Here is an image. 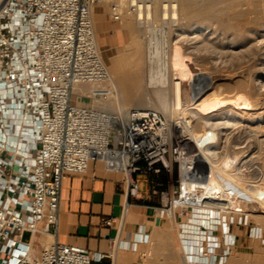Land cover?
<instances>
[{
  "label": "built area",
  "instance_id": "obj_1",
  "mask_svg": "<svg viewBox=\"0 0 264 264\" xmlns=\"http://www.w3.org/2000/svg\"><path fill=\"white\" fill-rule=\"evenodd\" d=\"M100 1L0 0V264L101 261L58 241L38 254L33 248L38 235L59 233L65 177L86 173L91 162L123 173L135 197L138 174L172 172L174 159L178 185L161 190L156 213L178 218L191 206L184 196L191 181L183 179V156L163 116L125 107L112 83L93 18ZM126 2L111 4L113 19L138 14L152 0Z\"/></svg>",
  "mask_w": 264,
  "mask_h": 264
},
{
  "label": "bare ground",
  "instance_id": "obj_2",
  "mask_svg": "<svg viewBox=\"0 0 264 264\" xmlns=\"http://www.w3.org/2000/svg\"><path fill=\"white\" fill-rule=\"evenodd\" d=\"M109 1L101 0L94 6L93 18L96 6L106 5ZM136 15L140 27L143 19L148 22L149 19L167 20L168 26H153L146 22V32L149 33L148 40L145 41L146 48L141 49V40L133 37L134 49L128 56L124 53L125 55L112 59V83L116 86L115 82H119L127 98L136 94L135 91L145 92L152 88L157 100L155 105L174 117L176 133L184 137L186 143L191 142V147L195 148L194 159L190 161L187 157V148L190 146L187 143L181 147L183 179L191 181L188 194L184 196L192 207V216L183 224V231L180 232L181 238L186 233L189 235L182 242L183 264H204L202 259H207V264H211L212 260L215 261L213 264H242L239 250L231 252L239 245L238 239L243 237L240 233L242 229L234 230L230 221L232 213L235 221H238L240 215L244 217L248 210L245 209V204L234 199L242 196L245 203L258 200L264 204V197L260 198L258 192L247 190L235 177L237 175L221 170L218 158L221 153L220 144L229 141L233 130L248 127L252 132L254 130L259 133V137L264 135V130H260L264 128L258 130L254 127L256 120L264 121V0H152ZM131 22L127 18L123 25L133 35ZM179 49L182 55L175 56L174 53ZM128 63L132 65L129 69ZM179 64L192 71L193 80L188 85L190 103L184 101L182 87L185 77L179 74ZM202 65H208L207 68L210 66L216 72H206L203 69L206 67L202 68ZM223 86L226 88L222 89ZM216 89L220 92L216 93ZM215 93L218 95L217 100L213 104H207ZM171 116L169 115L170 118ZM163 119L173 139L171 128L166 119ZM231 143L234 148L240 144L238 139ZM219 169L222 180H219ZM206 210L209 211L208 216L201 217L200 214L206 213ZM249 217L250 214L248 224ZM171 221L174 222V227L179 226L176 216L172 215ZM224 227L225 230L228 227L229 231L225 232ZM202 229L206 231V238L202 237ZM217 230L222 231V248L229 249V256L224 254L216 258V253L210 254L205 248L208 242L219 240L212 239ZM230 240L233 245L229 246ZM194 241H200L198 248ZM216 248L218 247L215 246V252L218 251ZM257 264H264V259Z\"/></svg>",
  "mask_w": 264,
  "mask_h": 264
},
{
  "label": "crops",
  "instance_id": "obj_3",
  "mask_svg": "<svg viewBox=\"0 0 264 264\" xmlns=\"http://www.w3.org/2000/svg\"><path fill=\"white\" fill-rule=\"evenodd\" d=\"M109 3L96 6L94 24L99 45L111 51L126 44L130 36L124 21L113 19ZM138 178L139 194L134 197L128 192L125 175L107 171L101 161L91 162L84 174L67 175L63 181L59 233L38 235L34 252L38 254L44 246L58 241L103 255L94 264H139L152 236L169 224V219L159 217L156 207L161 203V190L170 186L165 172L138 174ZM149 179L154 181L153 186ZM142 236H148V241L139 240Z\"/></svg>",
  "mask_w": 264,
  "mask_h": 264
},
{
  "label": "rangeland",
  "instance_id": "obj_4",
  "mask_svg": "<svg viewBox=\"0 0 264 264\" xmlns=\"http://www.w3.org/2000/svg\"><path fill=\"white\" fill-rule=\"evenodd\" d=\"M119 1L120 0H118V1L117 0H110V3H109L110 11H111V4L113 2H118L123 7L126 6V4H127L126 0H123V1H125L124 3L123 2L120 3ZM124 4H125V6H124ZM127 18L131 19V21H132L131 23L133 24L134 29H133V35L129 34V36H130L129 41L126 44H123V45L119 46L118 48H115L111 51L109 49L104 48L101 45H99L100 49H101V53L103 55V59L106 62L109 70H110V67L112 65V59H114L116 57H120V56L125 55V54L128 56V53H130L132 51V49H134V45H135V38H133L134 36H136V39H139V41L141 40V42H140L141 45L139 44L140 48L141 49L146 48L145 45L147 44V42H145V41L148 40V35H149V33L146 32L148 23L150 25H153V26H160V25L165 26V27L168 26V23L166 22L167 20H165V21H160V20L154 21L153 19H149V22H148V20H146V19H143V20L141 19L143 21V23L140 24L141 25V27H140L139 21H137L136 13H126L124 15L122 21H126ZM146 22H147V24H146ZM135 30H136V32H135ZM137 36H139V37H137ZM128 45H129V47H128ZM127 48H128V50H127ZM179 50H178L179 52L176 51V53H174L175 56L182 55L181 49H179ZM174 60H175V62H177L176 57H174ZM129 66H132V65H130V63H128L127 69L130 68ZM180 66H182V65H180ZM180 66H179V69H180L179 74L181 76H183V78L185 77L184 78L185 79L184 85L182 87L184 101H185V103H190L191 102V94H190V90H189L190 86H188V85H189V81L191 82V80H193L192 71L185 69L183 66L180 68ZM207 66L202 65L201 67L207 68ZM206 68H203L206 72H209V71H210V73L216 72L210 66L207 68L208 70ZM110 72H111V70H110ZM112 74H113V72H112ZM115 83H116L115 87L117 89L120 100L125 107H136V108H140V109L152 108V109L160 112L163 115V117L166 119V123L169 126V128H171V131H172L173 136H174V138H173L174 146L178 145L179 150L182 154L181 147L185 146L188 143V146H190L189 147L190 149L187 148L188 149V153H187L188 156L187 157H189L190 161L192 159H194L195 148L191 147L192 146L191 142L186 143V141L184 140V137L182 138L176 133V122H175L174 117L171 116V114H169L168 112H163L162 110H160L158 108V106H156L157 100L155 98V94H154V91L152 88H149L148 89L149 91H145V92L143 90H141L139 92L135 91L134 93H136V94L132 95L131 98H127L125 96V93L123 92V88L121 87L119 82H118V84H117V82H115ZM225 88H226L225 86L222 87V89H225ZM76 92H79V90H77ZM215 92L219 93L220 91L218 89H216ZM216 93L210 97L211 99H209L207 101V104H213V102L217 100L218 95ZM142 96H143V98H142ZM133 97H134V100H133ZM140 97L142 98L141 101L139 100ZM135 100H137V101H135ZM83 101L89 102V99L83 98ZM132 102H134V103H132ZM169 115L171 116V118H173L172 120H170L171 118L169 117ZM175 117H176V115H175ZM263 126H264V121L256 120V125L254 127H257V129L259 130L260 128H264ZM260 130H264V129H260ZM173 131H175V132H173ZM233 131L234 132L229 136V141L227 140L226 142H223L220 144L221 148L219 149V151L221 153H219L220 159L218 158L219 167L224 172L230 173L232 175H234V174L237 175V176H235V175L234 176L236 178H238L244 184V186L247 190L258 192L259 197L262 198V197H264V158H263L264 157V140H263L264 135L259 137L258 136L259 133L257 134L254 130L252 132V130L249 129L248 127H245V128L242 127L239 130L236 129ZM174 134H177V135H174ZM260 134H262V132H260ZM181 139H183L184 142H183V140L181 141ZM235 139H238V141L240 142V144L238 145L239 147H237V148H234L233 144L231 143ZM247 149H248V151H247ZM260 150H261V152H260ZM258 155H260V156L258 157ZM172 156H173V158H176L177 154H173ZM262 158H263V160H262ZM178 159H179L180 163H182V160L180 158H178ZM259 159H261V160H259ZM234 160H235V162H234ZM220 169L217 171L219 173V180H222V175L220 174V171H221ZM179 172H180V164H179V162H177L176 160L173 159L172 172H165L166 178H167V183H168V186H170V187L164 188V189H171V191H172L173 188L177 187L178 183L176 182V179L179 176ZM234 200H239L242 202V204H245V206H246L245 209L248 211L244 217L242 215H240L238 221L236 220L238 222L237 225L235 224L236 221L234 219V213H232V215H231V221L230 222L232 223L234 230H236L237 228H241L242 230L240 231V233L243 234V237L238 239L239 245L236 247V249H234V251L231 250V252L236 253L239 250L238 254H239L240 260L242 261V264L260 263L264 259V237H263V234H264V232H263V229H264V223H263L264 204H262L258 200L257 201H250V202L247 201L245 203L244 197H242V196H238ZM246 204H248V205H246ZM191 210H192V207H189L188 211H187L188 213L185 216L176 218V222H177V224H179V226L174 227L173 226L174 222L172 223L171 219H169L168 226L161 228L159 230V232H158L159 234L157 236H152L148 247L142 252V257L140 258L139 264H183L182 260H183L184 253L182 251V242L185 241L187 238H189V235L186 233L185 237L181 238L180 232L183 231V224L186 223L188 221V218L192 216ZM205 212L206 213L200 214V216L201 217L208 216L207 213H209V211L206 210ZM249 214H250V217H249L250 224L247 223V219H248ZM211 215H213V212L211 213ZM216 215L220 216L219 213H216ZM257 215H258L259 219H256V218H258ZM260 216H261L262 221L260 220ZM225 219L226 218L224 216L223 220L225 221ZM198 226L200 227L201 225H198ZM202 231L204 232V235L202 237L206 238V235H205L206 231L203 229H202ZM224 231L225 232L229 231L228 227L226 230L224 227ZM254 231H255V233H254ZM258 232H260V233H258ZM215 233H216V236L212 237V239L216 240L217 238H219L220 241L218 240L219 242L218 241L210 242V243L208 242V244H207L208 246L207 245L205 246V248L208 249L207 252H210V254L216 253V258L219 255L223 256L224 254H225V256H229V252H230L229 249L225 250L222 248V243H223L222 231L220 230V232H219L217 230V231H215ZM28 237H29V234L27 233L25 235V239H28ZM209 239L211 240V237H209ZM179 240L181 243L179 242ZM194 242L196 244V248H198L200 241H194ZM231 244L233 245V241L229 242V246ZM215 246L218 247V248H216V249H218V251H216V252H215ZM201 248H203V247H201ZM241 250H243V251H241ZM201 251H202V249H201ZM205 253H206V251H205ZM202 262H205L204 264H207L208 260L202 259ZM214 262L215 261L212 260L211 264H213Z\"/></svg>",
  "mask_w": 264,
  "mask_h": 264
}]
</instances>
